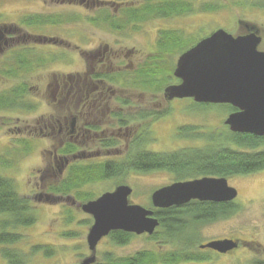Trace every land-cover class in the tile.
I'll use <instances>...</instances> for the list:
<instances>
[{
    "label": "rangeland",
    "instance_id": "374dc122",
    "mask_svg": "<svg viewBox=\"0 0 264 264\" xmlns=\"http://www.w3.org/2000/svg\"><path fill=\"white\" fill-rule=\"evenodd\" d=\"M3 1L5 0H0V9L3 12L8 11L13 17L18 16L17 14L24 9L26 11L22 13L28 11L33 13L39 10H51L56 13L71 12L74 14L77 12L75 7L70 8L71 6L60 5L59 3L62 0H42L46 2L44 5L38 0H17L16 3L9 4L6 2L11 0ZM213 1L220 2L222 7L214 12L203 13L199 12L200 10L198 9L200 0H193L195 6L193 13H186L183 17L151 21L145 23L143 28L146 31H150L160 24L171 28H183L186 30L188 37L196 41L207 36L217 28H222L232 35H237L240 29H245L243 25L245 23L249 27L254 25L258 29L259 35L262 38L264 37V5H262L264 0H262V4L260 3L261 0L259 2L256 0ZM252 3L256 6H251ZM7 18L14 23L18 22V19ZM74 23L80 24L81 21L79 19L74 20ZM59 30L57 29V31ZM92 35L95 34L92 33ZM96 36V39H102L104 45L113 46L115 42L114 38L105 32L100 31ZM133 36L136 40L131 38V36H120L121 39H118L117 46H114V49L120 50L118 55L121 57H123L126 48H140V55L132 59V61L144 54V48L138 45V41L142 40V38L140 35L133 34ZM71 38L76 42L79 40L75 36H71ZM92 44L93 42L89 41L82 45L84 48H89ZM78 45L81 46V44ZM72 46L71 44L70 47ZM258 49H264L263 40L259 44ZM56 53H62L64 57L70 53L68 59L70 58L73 62L68 65L57 63L49 70H41L39 75L30 74L25 78L26 83L34 87L35 96L30 93L22 100L26 102H40V110L38 112L29 109L19 110L20 104H18V109L16 110L8 109V111H0V173L13 179L17 192L30 200L35 216V222L32 225L20 229L23 239L18 245L29 256L26 264H80L85 257L90 255L86 243V235L92 223V218L80 208L82 203L88 201L84 199L86 194L89 196L91 194L92 198L90 200L95 199L103 192L112 191L117 186L118 181H122V184L132 187L133 191L130 196L132 203H137L151 209V192L158 188L159 184L172 179L171 174L167 172H130L123 176V178H109L107 180L86 183L68 194L57 195L50 191L51 187L62 185L63 182H66L71 177V166L78 162L76 159L64 160L63 158H57L55 160L48 154L52 150V142L42 139L38 130L34 131V135L37 134L35 140L31 138L29 133V130L30 132L34 130L35 120H37L39 115L46 116L52 111V100L48 97L46 91H44L51 77L56 76L61 80L63 74H74L81 70L82 63L80 61L77 62L71 51L62 50L61 53L59 51ZM176 59L175 56L170 58V62H158L161 66H157L162 67V65L166 66V64H169L173 68ZM14 81L12 78L5 79L1 77L0 89H8L13 85ZM138 91L140 92V90H134L133 88H120L117 97L121 101H126L128 106H124L122 103L119 104L120 102L118 103L114 99L109 100L110 104L108 103V106L115 109V111L118 109L117 107H123L122 112L124 114L135 113L136 110H139L146 104L147 106H151L152 110L167 107L168 102H166L162 94H147L139 93ZM176 101L171 102L172 109L162 119L163 125L156 127L155 135L158 139L152 142L150 149L155 151L177 150L176 153H179L186 151L188 145H201L205 143L204 140H197V143L192 141V139L205 138V140L209 141L212 139L211 141H213L216 136L227 133L223 127L222 120L227 116L228 110L226 111L219 107L201 110V108H192L188 100L178 99ZM105 114L107 115V113ZM104 118L105 122L102 126L106 127L108 124L107 116H104ZM139 123L138 120L130 121L128 123L130 124L129 130L135 129L134 133L143 128V123ZM186 124L201 126L199 131H202L200 134H195L193 136H196L195 138H182L183 135L180 133H177L176 138H174L175 136L172 131L176 132L178 126ZM23 129L24 133H22ZM182 131L186 133V130ZM121 133H126L124 137H121L122 140L119 143L122 156L126 142L129 140L130 131L125 132L122 129ZM26 139L29 143H27ZM231 144L228 145L230 146ZM220 145L221 143L216 148ZM13 148L15 150H10ZM259 150H264V146L260 147ZM66 160H70L69 162L72 164L65 166ZM79 160L82 164H94L106 161L104 158L96 159L93 157ZM242 176L228 177V184L237 189V196L233 201L236 205L235 211L226 218L200 223L196 229V238H193V246L189 249L196 256H204V252L208 257L206 256L205 260L201 259V261H197V259L181 264H253L255 260H264V169L255 174H244ZM146 237L144 234L135 235L124 245H115L108 237H105L96 247L95 262H100L99 260L105 252H110L115 257H125L141 250H156L157 246L154 241ZM223 238H234L250 243H246L249 246L243 243L240 247L230 251V253H218L212 249H205L204 251L198 248L199 244L205 243L208 240ZM38 245L41 247L48 246L53 250V253L47 257L44 255L42 249L37 253H29L32 247ZM170 248V245H163L160 249L164 251ZM0 264H4L1 256Z\"/></svg>",
    "mask_w": 264,
    "mask_h": 264
},
{
    "label": "flooded vegetation",
    "instance_id": "af4514ba",
    "mask_svg": "<svg viewBox=\"0 0 264 264\" xmlns=\"http://www.w3.org/2000/svg\"><path fill=\"white\" fill-rule=\"evenodd\" d=\"M6 1L7 0L3 2ZM16 1L17 0H11L6 3H16ZM38 1H40L41 4L43 3V5L46 4V2L42 0ZM256 1L259 2V0ZM156 3H160L161 8H163L164 3L167 4V0H62L59 3L63 6H71L70 8L75 7L77 10L75 14L71 12L56 13L51 10H39L33 13L28 11L22 13L26 11V9H24L17 14L18 16L13 17L8 11L3 12L0 9V17H2L0 19V78H12L15 80L13 85L8 89H0V111H8V109L16 110L18 109V104H20L19 110L29 109L38 112L41 106L40 102H26L22 100L30 93L35 96L34 87L28 85L25 78L30 74L39 75L41 70H49L57 63H62L64 65L71 64L73 61H71L70 58L68 59L70 53L65 57L62 56L61 53L62 50H69L72 52L77 62L80 61L82 63L81 70L74 74H63L61 80L56 76L51 77L44 91H46L48 97L52 100V111L46 116L39 115L37 120H35L34 130H31L32 134L29 130L33 140L37 138V134L34 135V131L38 130L42 139L47 140V142H52V150L49 151L48 154L55 160H57V158H63L64 160L76 159V161L79 162V159L89 157L110 160L121 156L122 152H120L119 143L122 140L121 137L126 135V133H121L122 129H124L125 132L130 131V136L129 140L126 142V147L122 155H125L130 149L131 144L141 136L150 138V141L144 145L145 151L154 154L176 152L177 150L155 151L150 149L152 142L158 139L155 135L156 127H161L163 125L162 119L165 118L172 109L171 102L178 100L177 98L167 100L164 97V89L172 83H180V80L173 74L180 55L194 47L201 39L209 36L212 32L195 41L191 39V37H188L186 30L183 28H171L160 24L154 29L146 31L145 28H143L145 23L183 17L186 14V12H183L182 8L179 13L176 12L171 14H169L168 9H166L163 15H150L147 18L142 17L144 11L149 8L148 5ZM260 3L262 4V0ZM262 5H264V3ZM251 6L254 7L256 5L252 3ZM6 17L18 19V22L14 23L8 18L6 19ZM78 19L81 21L80 24L83 23L82 25L74 23V20ZM243 25L245 29H240L237 35L247 33L250 31L251 26L257 29L254 25L250 27L245 23ZM57 29L60 30L57 31ZM100 31L114 38L115 42L113 46H109L108 44L104 45L101 38L96 39V34ZM92 33L95 35H92ZM133 34L137 36L140 35L142 40L138 41V45L144 48V54L134 61H132V59L140 55V48H126L123 57L118 55L120 50L114 49V46H117L119 42L118 39L120 36H131V38L136 40ZM71 36L78 37V41L81 43L78 41L76 42ZM262 40L264 41V37ZM89 41L93 42L92 46L84 48L82 44L85 42L88 43ZM71 44L73 45L72 47H70ZM78 44H81V46ZM58 51L61 54H57L56 52ZM175 56L177 59L173 68H171L169 64H166V66L162 65V67L157 66L160 65L158 62H170V58ZM166 69L171 71L169 75L170 79L167 82L166 80L163 81L164 77L167 78L168 73ZM153 72H156L154 75H156L158 80L154 85L151 83L153 76L151 74ZM142 79H144L143 83H141ZM120 88H133L134 90H140V92L138 91L139 93L162 94L163 98L168 102L166 105L167 107L152 110V107L146 104L144 107L136 110L135 113L124 114L122 112L123 107H117L118 109L115 111V109L108 106L110 104L109 100L111 99H114L116 102L118 101V103L120 102L119 104L122 103L124 106H128L126 101H121V99L117 97ZM183 99L188 100L192 108H201L199 105L205 104L209 105V108L219 107L226 111L228 110L227 116L222 120L223 127L227 132L226 134H230V136L231 134H240L237 132L233 133L229 126L225 124L227 117L237 112L238 109L236 107L226 103H199L195 102L192 98ZM229 106L234 110L228 109ZM105 113H107V115ZM152 113H155L157 117L153 118ZM104 116H107L108 124L106 127L102 126L105 122ZM132 120H138L140 123H143V128L133 133L135 129L129 130L130 124H128ZM200 127L201 126L186 124L180 127L178 126L177 131L172 132L175 136L174 138H176L177 133H180L183 135L182 138L190 139L195 138L196 136L193 137L195 134H200L202 131H199ZM182 130H186V133ZM22 133H24V129ZM257 137H259V139L261 138L264 142V136ZM197 140H204L205 143L201 145H188L187 150L208 149L216 147V145L220 143L217 138L213 141L205 140V138L192 139V141L195 142H197ZM27 143H29L28 140ZM262 146H264V143L258 145L254 151H261L259 148ZM10 150H15V148ZM242 150L246 152L251 151L248 147ZM69 161L66 160L65 166L72 164ZM258 171L248 173L247 175L255 174ZM150 172H167L171 174L172 179L159 184L158 188L169 186L180 181H189L204 177H222L188 173L186 176H182L180 173L177 174L170 169H154L146 173ZM242 175L244 174H234L226 176L225 178L228 183V177H243ZM233 201L234 200L230 202ZM230 239L237 241L238 246L236 248L240 247L243 243H250L247 241L242 242L239 239ZM209 241L211 240L207 242ZM202 244L198 245L200 250L205 251V249H211L201 248L200 245ZM212 250L217 252L214 249ZM230 251L226 253H230ZM203 254L204 256H199L197 261H201V259L205 260L208 257L204 252ZM257 263L264 264V260H255L253 264Z\"/></svg>",
    "mask_w": 264,
    "mask_h": 264
},
{
    "label": "trees",
    "instance_id": "16d2710c",
    "mask_svg": "<svg viewBox=\"0 0 264 264\" xmlns=\"http://www.w3.org/2000/svg\"><path fill=\"white\" fill-rule=\"evenodd\" d=\"M148 7L142 15L144 18L150 15H163L166 9L169 14L179 13L182 9L184 13L195 11L193 0H167V4L164 3L163 8L160 3L151 4ZM221 7L220 2L213 0H200V6L198 5L199 12L203 13L214 12ZM170 72L167 70V78L164 77L163 81L167 82L170 79ZM154 74L156 72L151 74L153 75L152 85L158 82ZM143 81L144 79L141 80V83ZM199 106L201 110L209 108V105L205 104ZM228 109L234 110L231 106ZM152 114L153 118L157 117L155 113ZM216 138L221 143L217 148L154 154L145 151L144 148L150 138L141 136L131 144L126 154L119 158L94 164L80 162L73 164L70 169L71 177L62 185L51 187L50 191L57 195L68 194L89 182L123 178L130 172L146 173L154 169H170L182 176H186L188 173L226 177L234 174H248L264 168V150L254 151L258 145L264 143L261 138L245 133L231 134V136L223 134ZM230 143L232 144L229 146ZM245 147L251 151H243L242 149ZM119 183L122 184V181H118L117 185ZM90 198H92L91 194L90 196L86 194L84 197L87 200ZM151 209L154 211L159 225L154 233L146 238L154 241L157 246L156 250H141L125 257H115L110 252H105L99 260L100 262H94V264H181L197 260L199 256H196L189 248L193 246V238L197 233L198 225L226 218L235 211L236 205L233 202H197L192 200L179 206ZM34 222L35 216L30 200L17 192L12 178L0 173V256L4 260V264H26L28 262V254L18 245L23 239L20 229L26 228ZM134 236L132 233L112 231L107 237L115 245H124ZM163 245H170L171 248L163 251L160 249ZM41 249L46 257L53 253V250L48 246L41 247L39 245L32 247L29 253H37Z\"/></svg>",
    "mask_w": 264,
    "mask_h": 264
},
{
    "label": "water",
    "instance_id": "95a60500",
    "mask_svg": "<svg viewBox=\"0 0 264 264\" xmlns=\"http://www.w3.org/2000/svg\"><path fill=\"white\" fill-rule=\"evenodd\" d=\"M261 40L253 26L238 35L216 29L180 55L173 72L180 83L168 85L164 97L230 104L238 109L225 120L231 131L264 136V50L258 49ZM132 191L131 186L119 184L80 205L92 218L86 235L90 255L80 264H94L97 245L112 231L148 236L154 233L159 225L154 211L132 203ZM236 196L237 190L228 185L225 177H204L158 188L150 200L154 208L163 209L190 200L230 202ZM237 246V241L230 238L200 245L219 253Z\"/></svg>",
    "mask_w": 264,
    "mask_h": 264
}]
</instances>
